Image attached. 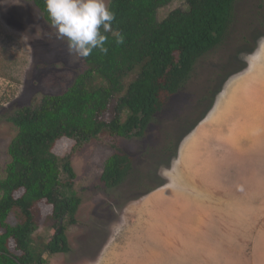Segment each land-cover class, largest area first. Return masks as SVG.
I'll list each match as a JSON object with an SVG mask.
<instances>
[{"label":"rangeland","instance_id":"rangeland-1","mask_svg":"<svg viewBox=\"0 0 264 264\" xmlns=\"http://www.w3.org/2000/svg\"><path fill=\"white\" fill-rule=\"evenodd\" d=\"M236 3L225 43L195 64L145 136L77 149L56 142L55 156H70L79 202L60 222L69 251L54 255L44 249L52 207L35 204L31 247L45 264H264V0ZM180 7L161 8L158 21ZM83 70L32 2L0 0V179L16 134L6 118L64 92ZM112 146L131 157L132 171L107 190L98 180Z\"/></svg>","mask_w":264,"mask_h":264},{"label":"trees","instance_id":"trees-1","mask_svg":"<svg viewBox=\"0 0 264 264\" xmlns=\"http://www.w3.org/2000/svg\"><path fill=\"white\" fill-rule=\"evenodd\" d=\"M27 1L48 18L45 0ZM175 1L183 7L158 21V10ZM237 1H109L115 14L113 32L123 36V43L105 33L107 53L93 50L83 58L84 70L64 92L43 96L34 108H21L6 118L16 134L7 147L9 162L0 179V264H45L31 247L38 228L33 209L41 201L52 207L54 227L45 251H69L60 222L75 210L78 199L71 189L76 176L70 156L59 160L53 153L56 142L69 139L77 149L97 138L145 136L154 117L191 78L195 64L225 43ZM94 80H99L97 85ZM121 113L126 114L123 123ZM112 148L98 180L107 190L123 184L132 171L131 157ZM10 215L17 219L13 225L8 223Z\"/></svg>","mask_w":264,"mask_h":264},{"label":"clouds","instance_id":"clouds-1","mask_svg":"<svg viewBox=\"0 0 264 264\" xmlns=\"http://www.w3.org/2000/svg\"><path fill=\"white\" fill-rule=\"evenodd\" d=\"M45 11L55 29V38L66 45L70 56L87 58L93 50L106 54L108 36L105 33H113L116 43H123V36L113 32L115 14L105 0H45Z\"/></svg>","mask_w":264,"mask_h":264}]
</instances>
